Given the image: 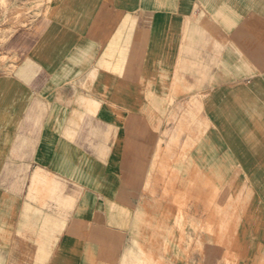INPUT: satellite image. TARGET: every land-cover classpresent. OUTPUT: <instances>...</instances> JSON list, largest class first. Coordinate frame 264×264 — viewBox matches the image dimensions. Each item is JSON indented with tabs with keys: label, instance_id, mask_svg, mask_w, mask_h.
<instances>
[{
	"label": "crops",
	"instance_id": "crops-1",
	"mask_svg": "<svg viewBox=\"0 0 264 264\" xmlns=\"http://www.w3.org/2000/svg\"><path fill=\"white\" fill-rule=\"evenodd\" d=\"M0 57V264H264V0H53Z\"/></svg>",
	"mask_w": 264,
	"mask_h": 264
},
{
	"label": "rangeland",
	"instance_id": "rangeland-1",
	"mask_svg": "<svg viewBox=\"0 0 264 264\" xmlns=\"http://www.w3.org/2000/svg\"><path fill=\"white\" fill-rule=\"evenodd\" d=\"M53 0H0V44L7 36L18 28L28 25L38 18L50 7ZM5 61L0 57V64ZM181 231L180 224H177ZM171 244L175 243L172 236ZM168 244L165 246V254L168 253Z\"/></svg>",
	"mask_w": 264,
	"mask_h": 264
},
{
	"label": "bare ground",
	"instance_id": "bare-ground-1",
	"mask_svg": "<svg viewBox=\"0 0 264 264\" xmlns=\"http://www.w3.org/2000/svg\"><path fill=\"white\" fill-rule=\"evenodd\" d=\"M192 114V113H191ZM28 262V261H27Z\"/></svg>",
	"mask_w": 264,
	"mask_h": 264
}]
</instances>
